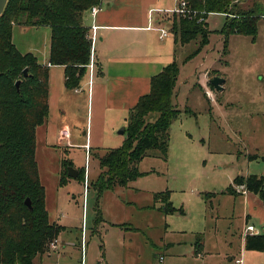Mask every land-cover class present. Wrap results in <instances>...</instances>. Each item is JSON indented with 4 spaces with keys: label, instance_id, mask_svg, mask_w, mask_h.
Returning <instances> with one entry per match:
<instances>
[{
    "label": "rangeland",
    "instance_id": "obj_1",
    "mask_svg": "<svg viewBox=\"0 0 264 264\" xmlns=\"http://www.w3.org/2000/svg\"><path fill=\"white\" fill-rule=\"evenodd\" d=\"M254 3L264 11V0ZM250 6L252 2L245 0L239 8ZM224 20L221 14L207 18V43L191 59L185 61L198 49L199 39L177 49L180 73L172 104L181 114L170 126L167 160L151 153L139 164L144 175L127 187L105 191L98 200L89 188L84 201V184L90 186L100 173L97 158L78 148L65 149V142L61 148H47L39 129L35 160L45 208L49 221L64 228L60 245L56 243L60 255L44 264H80L82 230L87 264L101 259L103 264H210V258L193 254L196 238L210 250L216 237L241 229L239 206L236 203L232 213L233 198L221 193L237 175L264 178V18L254 40L232 35L226 49ZM17 30L15 25L13 42L21 48L29 37L18 36ZM207 74L224 81L221 91L208 85ZM62 159L77 171L85 169L84 184L70 178L59 185ZM164 191L170 192L171 203L182 208L183 215L164 216L160 204L150 208L153 195ZM205 194H216L212 207ZM50 245L49 252L56 251Z\"/></svg>",
    "mask_w": 264,
    "mask_h": 264
},
{
    "label": "trees",
    "instance_id": "obj_2",
    "mask_svg": "<svg viewBox=\"0 0 264 264\" xmlns=\"http://www.w3.org/2000/svg\"><path fill=\"white\" fill-rule=\"evenodd\" d=\"M179 1L185 2L188 13L172 21L170 28L175 42L183 46L199 39L198 49L185 61L207 43L206 21L210 15L225 17L221 30L225 49L232 35L254 40L257 24L264 18V11L255 6L254 0H249L250 8H239L245 0ZM99 3L100 0H8L0 17V264H35L63 230L49 221L45 189L35 160L36 129L46 122L49 114L48 68L41 66L31 53L22 54L17 50L12 41L13 27H49V64L64 67V85L74 90L85 76L90 60L91 41L82 23L83 15ZM178 74L179 66L173 61L153 76L149 92L129 111L122 145L96 156L100 173L87 190H95L97 200L105 191L127 187L143 176L139 164L152 157L151 153L166 162L170 126L181 114L172 104ZM155 114L157 117L152 119ZM69 167L72 162L62 159L60 186L70 179ZM76 179L84 184V169L78 170ZM234 187H243L245 192L264 202L263 177L236 176L221 194L236 195ZM215 195L205 194V197ZM26 199L31 210L25 205ZM153 203H160L165 215L184 214L182 208L176 209L171 203L169 191L155 193ZM195 246L201 247L200 238ZM245 249L264 251V233L247 235Z\"/></svg>",
    "mask_w": 264,
    "mask_h": 264
},
{
    "label": "crops",
    "instance_id": "obj_3",
    "mask_svg": "<svg viewBox=\"0 0 264 264\" xmlns=\"http://www.w3.org/2000/svg\"><path fill=\"white\" fill-rule=\"evenodd\" d=\"M178 6L179 0H100V11L96 15L86 11L82 23L89 37L95 28V42L90 51L94 71L90 75L87 69L79 87L74 90L64 85V67L49 64V27L17 26L18 36L29 37L28 43L21 48L16 47L17 50L22 54L31 53L41 66L48 68L49 114L46 122L36 129V142L40 129L47 148L58 149L65 142V149L78 148L84 150L85 155L96 157L102 156L103 150L120 147L125 134H118L117 129L125 128L129 111L141 96L149 92L150 79L176 61V52L181 45L175 42L170 26L174 17L178 16L174 13ZM159 30H165L168 35L161 39ZM210 78L207 74V79ZM209 80L208 85L212 87ZM205 95L212 100L209 91ZM61 130L69 132L68 141L60 137ZM234 188L236 195H224L233 198L232 213L236 203L239 206L243 218L241 229L238 232L229 230L220 239L216 237L210 250L202 240L201 247L196 249V241L200 238L197 237L193 243V254L197 259L210 258V264H237V260L241 261L240 264H264V251L246 250V235L243 234L246 226H253L259 234L264 233V202L252 193L240 194L239 189ZM212 198L205 197L209 207H212ZM153 205L152 199L150 208H155ZM160 213L169 216L162 211ZM123 230L136 231L131 227H124ZM60 234L56 239L58 245ZM58 245L56 251L48 250L37 258L35 264H44L54 254L58 257ZM86 256L85 246L84 257L82 249L80 252V264H87ZM159 261L162 262L163 258ZM103 262L101 259L98 264Z\"/></svg>",
    "mask_w": 264,
    "mask_h": 264
},
{
    "label": "built area",
    "instance_id": "obj_4",
    "mask_svg": "<svg viewBox=\"0 0 264 264\" xmlns=\"http://www.w3.org/2000/svg\"><path fill=\"white\" fill-rule=\"evenodd\" d=\"M99 11H100V8L98 6H93L90 9V12H91V14L93 16L96 15ZM174 13L177 14V15H179V16H183V15H185V14L188 13V10L186 8V4H185L184 1H181V2L179 1V6L174 11ZM94 31H95V28H93V35L89 37V39L91 41V45H93L94 42H95ZM159 31L161 32V35H160V38L161 39L164 38V37H166L168 35L165 30H159ZM87 69H88L90 75H92V73L94 71V61H93V58L92 57H90L89 64L87 65ZM59 135L64 140L68 141V139H69V132L67 130L66 131L65 130H61L60 133H59ZM84 187H85V192H84V201H85L86 192H87V186H86V184H84ZM238 189L241 192V194H245L246 193L244 191L243 187H238ZM83 205H84V202H83ZM243 234L246 235V236L247 235H253L254 236V235H259V232L253 226H246L244 228ZM56 243H57L56 240L51 243L50 246H52V249H56ZM81 249H82V256L84 257V250H85V237H84V234H82ZM236 263L237 264H240L241 261L237 260Z\"/></svg>",
    "mask_w": 264,
    "mask_h": 264
},
{
    "label": "water",
    "instance_id": "obj_5",
    "mask_svg": "<svg viewBox=\"0 0 264 264\" xmlns=\"http://www.w3.org/2000/svg\"><path fill=\"white\" fill-rule=\"evenodd\" d=\"M8 3V0H0V17L2 16L5 8H6V5ZM24 75H26V70H24L23 72ZM209 84L214 88L216 89V91H221L222 90V84H223V80L217 78V77H214L212 78L211 80H209ZM19 85V83L17 82L15 84V87L17 88ZM118 134H124V129H120ZM67 175L68 177L70 178H77L78 176V171L73 169L72 167H69L68 170H67ZM25 205L31 210V204H30V201L28 199H26L25 201Z\"/></svg>",
    "mask_w": 264,
    "mask_h": 264
}]
</instances>
